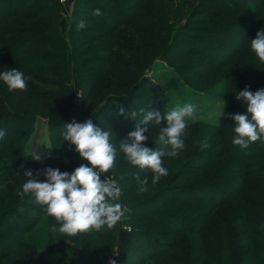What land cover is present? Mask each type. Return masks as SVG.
<instances>
[{"label":"trees","instance_id":"obj_1","mask_svg":"<svg viewBox=\"0 0 264 264\" xmlns=\"http://www.w3.org/2000/svg\"><path fill=\"white\" fill-rule=\"evenodd\" d=\"M77 4L89 8L75 12L81 13L85 18H75L71 22L70 28L73 31H68V35L78 39L70 38V48L78 43L88 45L96 42V48L92 47L90 51H93V48L95 52L107 50L106 54L86 60L88 65L100 62L101 65L96 69L105 68L106 71L105 74L102 73V79L97 76L93 80L94 88L98 87L104 92L125 88L129 83V88L123 95L108 96L97 111L101 113L110 109L109 102L118 103L127 109L125 114L138 111L139 108L129 107L127 104L133 99L158 110L160 105L156 98L144 96L146 93L142 83H146V79L141 77L133 84L124 82L120 69L128 67V62L118 60V55L108 50L111 47H120L118 44H112V36L121 27L123 39L129 38L126 33L136 29L134 25H142L145 19L151 24L155 18L165 25L168 17H165V0H77ZM58 5V0H4V5L0 8V21L22 18L23 22L21 24L9 21L8 27L0 24L1 36L14 37L0 41V67L5 65L11 68L17 63L21 69L26 70V73H23L24 79L34 73L48 71L54 58L49 57L45 50H54L55 45L62 43V38L57 36V26H51V16L45 15H54L56 18L55 8ZM95 9H100L101 15H93ZM208 12L214 14L211 17L198 18ZM90 21L96 22V26H88ZM81 22L85 26L79 27L82 30H76ZM262 29L264 0H201L190 11V17L184 26L178 25L169 32L170 36L165 49L160 52V59L169 60L173 46L181 44L184 49L174 52L175 55L179 54L177 57L185 59L190 55L199 56L204 64L198 62L197 67H207L209 73L225 70L226 77L222 78L225 82L223 100L231 110L232 105L229 107L228 104L241 101L236 99L237 91L244 90L246 86H249L252 92L264 89V62H261L250 48L251 39ZM94 32L96 37L87 35ZM167 32L168 30H162V33ZM136 34L151 35L152 31L140 28ZM99 40L102 41L100 44L97 42ZM143 47L150 49L151 46L142 43L136 46L135 52L140 50L141 64L144 63L141 53ZM112 59L115 65L113 63L110 66ZM177 70L179 68L173 69L174 72ZM174 76H169L167 80H176ZM192 76L200 79V75ZM4 86L3 81H0V91ZM14 91H17L12 97L17 101L15 104L6 103L0 96V121L5 117L10 118L20 127L17 126L13 133L9 128H2L6 135L0 139V150H7L14 154L20 163H27L34 160L31 155L21 153V147L29 133V124L33 116H36L34 114L46 111L55 116L56 111L51 109V101L59 102L65 99L55 96L53 97L56 100L50 99L51 96L47 98V95L32 89L27 82L24 90ZM5 98L9 101L10 96L6 94ZM214 98L219 96L215 94ZM17 107L30 113L29 116L14 111ZM236 109L244 114L246 106ZM61 113L63 115L62 111ZM115 116L120 121L110 123L112 131L122 134L114 144L119 146L121 140L126 139L127 134L134 130L136 121L125 119L117 112ZM68 123L66 118L60 121L52 120L49 122V128H56L58 133L61 130L59 128ZM225 125L234 126V121L223 116L218 127L196 123L195 126L212 131H196L197 139L205 143L214 139L216 146L208 150L201 147L186 161V152L183 150H189V147L183 148L175 157L167 156L163 162L167 175L161 177L156 184H152L153 173L150 169H140L129 164L119 172H113L116 175L114 179L122 189L124 201L130 202L126 215L130 217L129 223L135 231L131 232L118 264H264V137L249 144L247 148L230 143L228 148L224 149L220 147V143L232 141L235 135L233 130H222ZM155 141L146 146L153 149L166 148ZM185 144L187 143L184 140ZM166 150H170V146ZM59 152L61 149L55 148L51 156L58 155ZM227 156L234 161L216 170L212 169L216 160ZM162 159L164 160V157ZM180 160L185 164H178ZM43 169L45 168H41ZM23 173L21 177H4L2 187L15 179V184L16 180L21 183V188L16 185L15 189L22 190V185L27 179ZM36 173L33 172L34 177L43 182L45 177ZM137 176L141 180L147 179L145 191H140ZM188 178L190 180H185ZM2 180L3 177L0 181ZM3 201H0V209L3 208L0 220L4 218L8 223L0 224V229L14 231L19 235V238L8 237L9 240H3L13 245L5 257L20 253L13 264H102L110 249V239L116 237V225L111 229L105 226L99 232L93 230L75 236L62 234L58 231L60 225L57 221L49 216L45 206L37 204L31 195L21 199L16 198L15 192L7 196L2 205ZM40 237L47 239L46 247H41L47 251V256L37 249L41 244ZM2 239L0 234V241ZM52 245H56V251H52ZM5 257L0 255V259Z\"/></svg>","mask_w":264,"mask_h":264},{"label":"rangeland","instance_id":"obj_2","mask_svg":"<svg viewBox=\"0 0 264 264\" xmlns=\"http://www.w3.org/2000/svg\"><path fill=\"white\" fill-rule=\"evenodd\" d=\"M198 1L201 0H165V17H167V21L165 25L160 24L157 20L153 23L149 24L148 21L145 19L143 24L134 25L136 29L133 31H128L126 34L129 35V38L122 39V27L119 28L113 36H112V44H118L120 47L114 48L111 47L108 51L112 54H116L117 59H122L125 62H128V67H121L120 71L124 75L123 81H129L134 83V81L139 80L141 77L146 79V83H142L145 91V97H155L156 101L159 103L160 107L157 111L161 113L167 112L172 108L176 107L177 105H183L184 103L191 102L197 105V112L195 113V118L189 120L188 126L184 129L182 134V139L186 141L187 146L184 145V149L189 147L186 150L185 154V161L189 158L192 154H194L199 148H201L199 139H197L196 131L200 132H212L208 128L204 127H197L195 126L196 123H201L202 125H208L213 127H218L220 119L223 116L226 118H230L232 114H242L240 113L237 107H244L246 106L244 102L237 101L236 103L228 104L229 107L232 105V109L229 110L227 108V103L223 100V94L225 91V82L223 77H226L225 70H216L215 72L208 71L209 68L207 67H197L198 62L203 63L201 57L190 55L185 59H181L179 54H174V52L181 51L183 45L178 44L173 46L172 52L169 54V60L166 61L160 59V52L165 49L169 32L177 28L178 25L185 24L186 20L190 17V11L193 9L194 5L197 4ZM59 3V1H58ZM4 5V0L0 2V8ZM88 10L89 6L83 7V5L77 4V0H64V3H59V5L55 8L56 10V18L54 15H45L51 16V26L54 28L57 26L58 29V37L62 38L61 44H57L54 47V50H45L46 54L49 57L54 58V61L50 62L49 68L47 72L44 73H34L29 77L25 78V82L30 83L32 89L41 92V94H45L47 98L50 99L58 97V99H65L64 101H51V109L56 111V115H49V112L45 113H36L33 116L32 122L29 124V133L24 139L21 147V153L23 152L24 155H31L34 159L36 154H39L41 157V161H30L27 163H20L15 159L14 154H11L7 150H0V179L3 177V180L0 181V201L7 199V196H11V194L16 192V198H20L17 195V190L15 189L18 185L21 188L20 180H16L17 183L15 184V179H12L8 185H3L4 177L7 179L9 176L21 177L22 169H32L33 172L42 171L41 168H58L61 172L67 171L72 172L75 168H77L80 164L87 165V161L83 160L79 156V154L75 151V146L72 145L69 141L63 140V132L64 127L59 128L61 130L56 133V128L51 129L49 128V122L52 120H66L71 123V121L75 122H84L87 119H91L93 124L96 127H105L106 131L113 129L111 121L119 122L120 119L115 116V113L119 112V109L123 108L125 113L128 112L127 109L119 105L118 103L109 102V108L106 111L98 112L97 108L102 105V103L106 100V98L110 95L120 96L123 95L129 88V83L125 85V88L121 89H111L102 92V90L94 88L93 80L98 76L103 77V74L106 73L104 69H96L99 68L101 65L100 62L96 61L93 62L91 65H88L86 60H92V58L96 56H101L102 54H106L107 50H98V52L90 51L92 47L96 46L95 43L91 44H81L78 43L70 48V41L72 38L77 40L78 37H73V35H68V31H73L70 28V24L75 18H85L80 14H75L77 10L81 12V10ZM201 8H199L200 10ZM214 12H208L206 15H202L201 18L211 17ZM77 17H76V16ZM159 18V17H158ZM159 20H161L159 18ZM166 20V18H165ZM16 22L21 23L23 22L22 18H8L6 20L0 21V24L3 27H8V22ZM88 26H96V22L90 21ZM79 29V26H77ZM143 30H151V35H137L136 31L138 29ZM157 29V30H155ZM168 30L167 33H162V30ZM96 33H88L87 35H91L96 37ZM10 35L5 37L0 35V41H6L9 39H13ZM52 38V37H51ZM71 38V39H70ZM100 44L102 41H97ZM151 46L150 49L143 47L142 49V59L144 63H139L141 59L140 50L139 52H135L136 46L140 45ZM96 48V47H95ZM90 51L87 55L82 56ZM138 55V57H137ZM140 55V56H139ZM137 59H136V57ZM137 61V64H136ZM89 63V62H88ZM109 63V61H108ZM114 63V64H113ZM107 64V63H106ZM110 66L115 65V61L112 59L110 61ZM204 64V63H203ZM108 65V64H107ZM131 65L133 67H131ZM6 68V69H5ZM17 69L22 73H26L25 69H21L18 64H15V67L7 68L5 65L0 67V70L8 71L11 69ZM177 72L173 71V69H178ZM195 72V73H193ZM103 73V74H102ZM199 73V74H198ZM121 74V75H122ZM172 74H175L172 75ZM200 75V79L193 77L192 75ZM169 76H174L176 80L168 81ZM24 78V76H23ZM100 79V80H101ZM168 79V80H167ZM102 81L100 82V85ZM111 87H108V89ZM17 91L9 90L6 85L0 91V96L5 100L7 103L15 104L17 101L12 99L14 94ZM148 93V94H147ZM6 94L10 96L9 101L5 98ZM219 96V98H214V95ZM228 94V93H226ZM154 95V96H153ZM44 97V98H45ZM55 99V98H54ZM49 100V99H48ZM56 100V99H55ZM54 102V103H53ZM108 103V102H107ZM128 106L133 108H140L141 106H146L142 104L139 100L135 101H128ZM236 107V108H234ZM22 108V107H21ZM2 108H0L1 110ZM11 110V108H10ZM14 111H18L21 114H25L29 116L30 113L19 109H13ZM12 110V111H13ZM61 111L63 115H61ZM227 111V113H225ZM227 114V115H226ZM100 123V124H99ZM163 124V121H162ZM20 127L17 123H14L10 118H3L0 121V129L2 128H9L12 133L15 129ZM160 126H150V129L146 135L148 136V141H145V145H149L150 142L156 140V137L159 133ZM222 130H233L234 126L232 125H225L222 127ZM57 134H59L57 136ZM122 134L119 132L112 131L111 142L116 144V139L119 138ZM14 137V135H11ZM16 136V135H15ZM58 143H55V142ZM216 141L212 139L207 143L208 147L203 148L204 150H208L216 146ZM232 143V141L222 142L220 143V147L227 149V145ZM164 146V145H163ZM55 148L61 149L58 155L51 156V152L55 150ZM117 148V156H116V164L112 171L105 173L107 175L114 177L116 176L113 172H119L130 163L126 160L124 153L119 150V146ZM154 150H158L154 148ZM188 150V152H187ZM263 155V156H262ZM262 157H264V152L262 153ZM167 156L164 157L163 162H165ZM119 160V161H118ZM256 160V159H255ZM234 161L233 158L230 156L224 157L221 160H216L214 165H212V169H217L223 165H228V163ZM184 161L180 160L178 164L182 165ZM258 162V160H256ZM90 166V165H89ZM258 166V165H257ZM40 168V170H39ZM174 167L172 168L173 171ZM137 172V171H136ZM141 172V171H138ZM102 180V179H101ZM185 180H190L185 179ZM3 201L1 204L3 205ZM123 204L125 208L124 217L117 222L116 224V237L115 239L112 237L110 239L111 245L110 249L107 251L106 257L102 264H110L112 256L116 254L115 262L118 264L119 259L123 255L125 246L131 236V232H135L129 223V218L126 215V210L128 207V202L123 199V193L121 194L118 201ZM7 205V204H6ZM11 205V204H10ZM9 205V206H10ZM7 208V207H6ZM0 209V214H1ZM3 222H7L4 220H0V224ZM8 223V222H7ZM0 234L3 236L2 241H0V255L7 256L10 249L13 248V245L8 243L7 241L10 238H19V235L16 234L14 231H8L6 229H0ZM38 240V237H37ZM41 244L39 248H37L40 252L45 254V252L41 247H46L47 239L44 237L39 239ZM52 251H56V245H52ZM65 253V251H64ZM20 253H15L14 255L11 254L8 257L0 259V264H13L15 258ZM46 255V254H45ZM47 256V255H46Z\"/></svg>","mask_w":264,"mask_h":264},{"label":"clouds","instance_id":"obj_3","mask_svg":"<svg viewBox=\"0 0 264 264\" xmlns=\"http://www.w3.org/2000/svg\"><path fill=\"white\" fill-rule=\"evenodd\" d=\"M93 15H101L100 9H95ZM84 26L83 22L79 24L80 28ZM250 48L264 62V29L256 32L255 38L251 39ZM0 81L10 91L26 88L23 73L15 68L0 72ZM236 99L244 102L246 110L244 114H232L230 117L234 121L235 133L232 144L247 148L249 144L264 137V89L252 92L246 86L244 90L237 91ZM196 112L197 105L191 102L177 105L163 113L148 105L127 114L121 108L118 115L134 120L136 124L127 138L121 140L119 150L131 165L150 169L153 173L152 184H156L161 177L167 175L162 157H175L183 150L182 134L189 120L195 118ZM160 125L163 126L160 127L155 142L166 148L170 146V150H154L145 145L150 126ZM64 129L63 140L75 146V151L87 161V165L80 164L71 173L47 167L36 173L45 177L43 182L34 177L32 169H24L23 174L27 179L17 195L21 199L31 195L37 204L45 206L47 214L60 225L58 231L62 234L75 236L93 230L99 232L105 226L111 229L125 213L123 204L116 202L122 194L117 180L105 177L101 180L103 174L115 167L117 148L111 142L112 131L96 127L91 119L84 122L73 121L64 125ZM5 135L6 131L0 129V139ZM198 143L202 148L208 147L205 142ZM33 160L42 162L39 154ZM136 179L139 181L140 191H145L147 179L141 180L139 176ZM110 264H116L115 260L110 261Z\"/></svg>","mask_w":264,"mask_h":264},{"label":"built area","instance_id":"obj_4","mask_svg":"<svg viewBox=\"0 0 264 264\" xmlns=\"http://www.w3.org/2000/svg\"><path fill=\"white\" fill-rule=\"evenodd\" d=\"M58 1H59V3H64V0H58ZM71 122H73V120H72ZM104 177H105V178H112V176H110V175L103 174V175L101 176V179L103 180ZM115 258H116V254L112 256L111 261L115 260Z\"/></svg>","mask_w":264,"mask_h":264}]
</instances>
